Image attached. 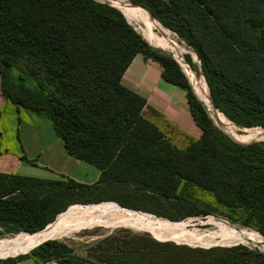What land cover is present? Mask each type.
Instances as JSON below:
<instances>
[{
    "label": "trees",
    "instance_id": "1",
    "mask_svg": "<svg viewBox=\"0 0 264 264\" xmlns=\"http://www.w3.org/2000/svg\"><path fill=\"white\" fill-rule=\"evenodd\" d=\"M100 1L0 0L1 95L17 111L49 121L64 152L99 171L91 184L0 173V225L34 234L70 205L103 201L177 221L196 214L175 194L186 180L241 210L242 225L264 238V143L239 144L220 131L172 54L149 45L121 9ZM129 1L195 52L219 112L239 126L264 129V0ZM138 54L185 92L200 136L183 149L142 116L145 99L121 83ZM184 58L193 67L190 55ZM134 243L122 258L146 251ZM61 250L64 244L47 240L4 264L25 256L35 264L55 260ZM211 264H264V253L238 245Z\"/></svg>",
    "mask_w": 264,
    "mask_h": 264
},
{
    "label": "rangeland",
    "instance_id": "2",
    "mask_svg": "<svg viewBox=\"0 0 264 264\" xmlns=\"http://www.w3.org/2000/svg\"><path fill=\"white\" fill-rule=\"evenodd\" d=\"M127 1L129 0H126V2ZM128 8L131 10L132 15L135 16V19L139 20L134 10L130 6H128ZM140 13L144 20V24L148 25L146 26V30L155 33V28L152 27V25L154 24L155 27L161 25L145 19L143 13L141 11ZM129 24L138 32L136 24L132 23L131 20ZM164 30L172 40H177V43L181 46H177L175 50H169L152 44L158 49H162L169 53L172 52L173 55L178 58H184V55L189 54L193 67L189 65L185 58L184 60L192 70L194 81L197 82L196 84L202 81L201 84L205 92L208 93V85L203 75L200 62L198 58L195 57V52L180 41L174 33L165 28ZM189 66L182 64L180 68L191 84L188 78V71L186 73L184 69V67L188 69ZM196 73L199 77L196 76ZM196 84L193 86L191 84L195 92ZM27 85L29 87L31 86L29 83ZM197 98L200 99L198 96ZM8 106L16 110L12 104L8 103ZM17 112L19 124L17 123L16 125L15 123V132L13 130L9 135L13 142H11V144H14L15 139L18 147H20L21 145L24 146L26 142V140H24L23 131L22 135L20 134L21 126L26 124V128H32V131H35V127L33 122L29 123L25 120L26 116L30 113L23 109H19ZM218 113L228 121L227 125L223 128L232 135H251L252 133L250 134L249 131L264 135L263 128L239 126L227 119L221 112L218 111ZM9 114L11 113L7 112L5 107L3 109L2 107L0 108V120L5 127H9ZM15 127L19 130V133H16ZM0 132L2 133L1 129ZM1 141L2 139H0V142ZM258 141L264 143L263 140ZM0 151H3L2 146ZM27 164L28 165H24L23 168L30 170V172H28L30 177L52 176L46 173L45 169L34 167L28 162ZM82 166L83 168H91L84 164ZM175 194L180 200L187 201L191 204L196 214L187 216L181 220L171 221L165 217H158L148 212L129 208L123 209V207L119 206L114 201H103L86 205H70L56 216L57 218L62 215L69 217L62 225V231L58 236L44 237L40 242L14 253H0V264H4L9 258L29 254L31 248L48 239L55 240L66 246L67 250H61L59 254L53 257L59 262L68 264L81 261L89 264H211L212 261L222 256V250L238 245L256 249L264 253V238L254 228L242 225L243 212L241 210L227 208L218 204L212 193L204 191L186 180H181L179 182ZM173 202L177 203L178 201L173 199ZM102 203H112L119 210L98 205ZM179 203L182 202L179 201ZM142 205L145 204L142 203L141 206ZM104 211L122 213L123 215H120V218H128V215L131 214V216L138 217L143 223L150 220L153 221V224L141 226L135 219L133 220V218L131 221H123L110 217ZM56 220H53L54 223ZM11 228V225H0V248L7 247L8 244V246H10L12 243H19L21 245L25 241L26 236L32 235L12 230ZM133 242H135L134 244L145 245L147 248L146 251H141L130 256L128 253L126 258H122L121 252H129V248L133 245Z\"/></svg>",
    "mask_w": 264,
    "mask_h": 264
},
{
    "label": "crops",
    "instance_id": "3",
    "mask_svg": "<svg viewBox=\"0 0 264 264\" xmlns=\"http://www.w3.org/2000/svg\"><path fill=\"white\" fill-rule=\"evenodd\" d=\"M121 83L145 99L142 116L156 125L177 148L183 149L189 142L199 138L200 130L191 119L185 92L162 79L161 67L157 63L140 54L136 55L123 73ZM7 102L0 93V108L5 107L6 111L11 113L8 120L9 127L3 126L0 120L2 130L0 148L2 146L3 150L0 151L1 174L29 176L30 170L23 168L24 165H28V162L34 167L45 169L46 173L52 175L38 178L65 175L84 184L94 183L99 178L98 170L90 165L88 166L91 168H83L82 165L87 164L64 152L60 140L55 136L51 124L46 119L27 115L25 120L34 123L35 131H32V128H26V124H23L20 134L22 135L23 131L25 145L18 147L15 139L14 144H11L12 138L9 134L13 132L15 123L16 125L18 123V112L14 108H9V102ZM16 133H19L17 128ZM22 155L26 157V160L21 159ZM13 264H35V259L25 256ZM37 264H57V262L49 260Z\"/></svg>",
    "mask_w": 264,
    "mask_h": 264
},
{
    "label": "bare ground",
    "instance_id": "4",
    "mask_svg": "<svg viewBox=\"0 0 264 264\" xmlns=\"http://www.w3.org/2000/svg\"><path fill=\"white\" fill-rule=\"evenodd\" d=\"M103 1H109L112 5H114V7L116 6L122 13L123 15L129 20H131L132 23L136 24V28L138 29V32L140 33V35L149 43H153L156 46L159 47H165L169 50H175V48L177 46H181L177 43V40L174 41L172 40L165 32L164 28H162L161 26H157L155 27V25L153 24L152 27L155 28V33H151L148 30H146V26H148L147 24H144V20L141 17V13L139 10H137L134 6H131L129 4V2L126 0H103ZM128 6H130L134 12L137 15V19H135V16L132 15L131 10H129ZM115 7V8H116ZM145 11V10H144ZM146 12V11H145ZM129 20V21H130ZM147 37V38H146ZM160 43V44H158ZM163 44V45H161ZM167 45V46H166ZM171 54L173 55V53L171 52ZM183 68V67H182ZM185 72L187 73V69L184 67ZM188 75V74H187ZM189 78V76H188ZM192 86L194 84H196L197 82H195L194 80H191L189 78ZM202 82V81H201ZM201 82H199L198 84L195 85V89H196V95L200 98V100H202V102L205 104V106L208 108H210V104L208 102L207 99V93L205 92ZM202 103V104H203ZM215 120L222 126L225 127L227 125V120L218 112H216L215 114ZM225 129V128H224ZM227 131V130H226ZM251 135H244V136H235V135H231L233 137H242V138H254L257 140H263L264 141V135L262 134H258L255 132H251L249 131ZM235 139V138H234ZM251 141V140H250ZM241 142V141H240ZM84 212V211H83ZM106 214H108L110 217L115 218V219H121L123 221H131L132 218L133 220L135 219V221H137V223L141 226H149L153 224V221L147 220V222L143 223L141 222L138 217L135 216H131V214H129L128 218H120V215H123L122 213L116 212V211H104ZM86 213V212H85ZM83 213V214H85ZM69 219V217L67 216H59L57 218V220L55 221V223L53 225H50L48 227H46L44 230L37 232L35 234L32 235H28L26 236L25 241L23 242V244H19V243H12V245L7 247H3L0 248V253H4V254H10V253H14L17 252L25 247H29L32 246L33 244L40 242L42 238L44 237H55L58 236L61 233V227L62 225ZM129 223V222H128ZM163 225V224H162ZM180 230V229H179ZM168 231V230H167ZM184 234V233H183ZM168 236V235H167ZM23 238V237H22ZM20 240V239H19ZM15 242V241H14ZM4 243V242H3ZM40 244V243H39ZM35 247V246H34Z\"/></svg>",
    "mask_w": 264,
    "mask_h": 264
},
{
    "label": "water",
    "instance_id": "5",
    "mask_svg": "<svg viewBox=\"0 0 264 264\" xmlns=\"http://www.w3.org/2000/svg\"><path fill=\"white\" fill-rule=\"evenodd\" d=\"M100 3H105V4H108L109 6H111V7H114V5H112L109 1H100ZM129 4L131 5V6H134V7H139V8H142L143 10H145L146 11V13H147V15L149 16V18H151V19H155L154 17H153V15L151 14V12L147 9V8H145V7H143V6H140V5H138V4H135V3H132V2H130L129 1ZM115 8V7H114ZM117 9V8H116ZM118 10V9H117ZM122 15H123V13H122ZM124 16V15H123ZM124 18H125V16H124ZM126 19V18H125ZM127 20V19H126ZM156 20V19H155ZM128 22V21H127ZM149 45H151L152 47H154V48H157L156 46H154V45H152V44H150L149 42H147ZM160 50H162V49H160ZM173 56V58L176 60V62L180 65V66H182V64H184L185 66H189L187 63H186V61L184 60V58L183 57H181V58H178L177 56H174V55H172ZM195 57H197L196 56V54H195ZM190 67V66H189ZM196 76L197 77H199V75L196 73ZM193 89V88H192ZM194 91V90H193ZM195 93V92H194ZM207 99H208V102H209V104H210V108L208 107L207 109H208V111L210 112V116H211V118H212V120H213V122L215 123V125L220 129V130H222L223 131V133H225L232 141H234V142H236V143H239V144H243V145H245V144H250V143H254V142H258V140H251V141H249V142H240V141H238V140H236V139H234L227 131H225L224 130V128L215 120V114H216V112H218L217 111V109L215 108V106H214V104H213V101H212V98H211V95H210V92L208 91V93H207ZM200 100V99H199ZM200 101H202V100H200ZM205 105V104H204ZM123 209H125V208H123ZM126 210H128V209H126ZM57 218V217H56ZM56 218H55V220H56ZM46 228V227H45ZM49 240V239H48ZM45 241H47V240H45ZM45 241H43V242H45ZM42 242V243H43ZM41 244V243H40ZM40 244H37L36 246H38V245H40ZM35 246V247H36ZM35 247H33V248H35ZM33 248H31V249H33ZM30 249V250H31Z\"/></svg>",
    "mask_w": 264,
    "mask_h": 264
}]
</instances>
